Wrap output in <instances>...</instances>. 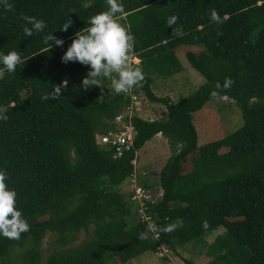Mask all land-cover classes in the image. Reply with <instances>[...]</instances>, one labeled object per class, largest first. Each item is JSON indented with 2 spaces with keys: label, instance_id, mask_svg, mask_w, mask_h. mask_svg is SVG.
<instances>
[{
  "label": "trees",
  "instance_id": "1",
  "mask_svg": "<svg viewBox=\"0 0 264 264\" xmlns=\"http://www.w3.org/2000/svg\"><path fill=\"white\" fill-rule=\"evenodd\" d=\"M9 2L14 11L0 7V53L16 51L25 63L14 73L0 71V106H9L8 120L0 121V170L6 171L7 187L17 193V209L30 230L19 240L0 235V264L15 259L43 264L49 233L59 250L47 264H126L161 248L177 254L187 245L205 247L219 228L225 232L208 246L212 259L206 264H264V0H118L125 9L121 24L131 25L146 82L114 95H103L95 86L85 91L81 81L90 66L61 59L75 32L107 10L106 0ZM212 9L222 24L210 21ZM21 14L45 21L44 33L26 37ZM173 15L178 17L173 27H182V37L174 38L168 27ZM68 19L72 26L61 31ZM49 33L63 45H45L42 36ZM183 46H203L200 54L189 51L186 57L205 82L171 104L152 85L183 72L176 53ZM225 77L234 84L220 98L235 101L243 126L200 147L193 116L214 100L209 93ZM65 80L59 99L42 100ZM139 92L163 104L168 115L155 121L130 117L134 147L116 158L115 148L100 145L97 136L117 128L116 118L128 113ZM159 134L172 154L154 179L157 191L136 162ZM127 179L145 188L150 198L140 203L134 190L122 194ZM180 221L183 226L171 234L137 239L149 224ZM81 232L87 240L67 247Z\"/></svg>",
  "mask_w": 264,
  "mask_h": 264
},
{
  "label": "clouds",
  "instance_id": "2",
  "mask_svg": "<svg viewBox=\"0 0 264 264\" xmlns=\"http://www.w3.org/2000/svg\"><path fill=\"white\" fill-rule=\"evenodd\" d=\"M107 10L95 14L87 21L86 27L78 30L74 34L71 45L62 56V62L67 64L69 61H78L82 65L90 66L88 75L81 81V88L85 91L92 87L104 89L103 81L109 80L111 87L116 94H127L136 87H143L145 73L140 66V61L136 59L135 36L131 32V25H123L119 20L125 15V9L118 0H106ZM0 7L5 12L14 11V6L9 0H0ZM20 19L24 21L23 32L26 37H32L34 34L44 33L47 25L45 21L37 19L34 16L21 14ZM178 17L173 15L167 19L168 27L172 28V36L182 37L184 35L182 27L174 28ZM210 21L216 24H222L223 20L219 13L210 10ZM73 21L68 19L60 28L67 32L72 26ZM30 25V27H29ZM217 35L222 33L217 32ZM45 45L52 47L63 45L64 41L58 39L52 33L42 36ZM25 61L16 51L7 54L0 53V64L8 73H14L18 65ZM234 81L230 77H225L223 84L216 82L215 87L210 91V98L219 99L221 93L230 90ZM67 86V80L63 84L55 87L42 96V100H57L60 93ZM7 105L0 106V121L8 120ZM7 173L0 170V235L9 240H19L22 233L30 230V225L23 217L22 211L17 209L15 190H11L6 184ZM183 222L169 223L166 225L149 224L146 231L138 234L137 239L144 241L149 239V234H171L177 228L182 227ZM204 227L207 223L204 222Z\"/></svg>",
  "mask_w": 264,
  "mask_h": 264
},
{
  "label": "rangeland",
  "instance_id": "3",
  "mask_svg": "<svg viewBox=\"0 0 264 264\" xmlns=\"http://www.w3.org/2000/svg\"><path fill=\"white\" fill-rule=\"evenodd\" d=\"M121 21L122 18L119 22L121 23ZM203 50V46H183L178 48L176 53L182 63L183 72L175 74L172 77L156 80L152 85L153 92L158 97L171 100V104H177L183 99L193 95L201 85L204 84L205 79L189 63L186 53L192 51L196 54H200ZM136 59L138 58L136 57ZM1 76L2 73H0V77ZM103 85L104 89L101 91L103 95L106 93H111L112 95L116 94L109 80L105 79ZM136 95V98L134 97L133 99L134 103L131 106L132 108L127 111L129 117L138 116L142 118L146 117L145 115H150V117H146L147 120L153 119V121H155L162 119L163 113L168 114V110L163 104L150 102L143 92H139ZM193 117V122L198 132V144L200 147L206 146L214 141L222 140L232 135L243 126L242 112L235 101L229 98H220L210 101L202 110L195 113ZM167 142L168 140L161 136L158 137V139H152L138 153L136 162V168L144 170L145 173H147L146 177L150 176V183L154 185L153 189L157 191L159 190V186L154 179H159V173L172 154L169 143ZM224 151L221 150V153ZM198 157H200V155H197L195 159ZM134 189L135 185H131V180L127 179L120 188V191L122 194L126 193L129 195ZM137 204L140 205L138 201ZM28 223L30 224V222ZM224 232V228H219L214 231L208 237L205 247L191 244L183 249H179L177 254L161 248L157 253H146L126 264H206L212 259V257L208 255V246L215 241L218 235ZM87 238V234L81 232L79 233L78 240L67 247H76L87 240ZM55 239V235L52 233H49L44 239L43 264H47V258L56 248L53 245ZM201 248L202 252H200ZM20 251L21 249L18 250V252ZM14 264H20V262L15 259Z\"/></svg>",
  "mask_w": 264,
  "mask_h": 264
},
{
  "label": "built area",
  "instance_id": "4",
  "mask_svg": "<svg viewBox=\"0 0 264 264\" xmlns=\"http://www.w3.org/2000/svg\"><path fill=\"white\" fill-rule=\"evenodd\" d=\"M115 124L117 125L116 129H113L106 134L98 135L97 141L100 145L115 148V157L119 158L133 149L135 131L130 124V117L127 116V113L119 115L115 120ZM134 191L136 192L134 200L140 202L144 198H150L148 192L143 187L135 185Z\"/></svg>",
  "mask_w": 264,
  "mask_h": 264
},
{
  "label": "crops",
  "instance_id": "5",
  "mask_svg": "<svg viewBox=\"0 0 264 264\" xmlns=\"http://www.w3.org/2000/svg\"><path fill=\"white\" fill-rule=\"evenodd\" d=\"M170 102H171V100H170ZM167 115H168L167 113H163V118H164V117H166ZM145 116H146V117H148V116L150 117V115H145ZM146 117H142V118H143L144 120H147V118H146ZM147 121H153V119H152V120H151V119H149V120H147ZM160 136H161L162 138H164V137H163L162 135H160V134H159V135H157V136H156V137H154V138H157V139H158V137H160ZM154 138H153V139H154ZM149 142H150V141H149ZM167 143H168V142H167ZM143 171H144V170H143ZM144 172H145V171H144Z\"/></svg>",
  "mask_w": 264,
  "mask_h": 264
}]
</instances>
